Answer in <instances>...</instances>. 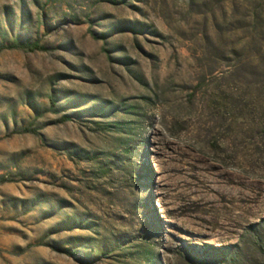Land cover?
Here are the masks:
<instances>
[{"label":"rangeland","instance_id":"obj_1","mask_svg":"<svg viewBox=\"0 0 264 264\" xmlns=\"http://www.w3.org/2000/svg\"><path fill=\"white\" fill-rule=\"evenodd\" d=\"M0 264H264V0H0Z\"/></svg>","mask_w":264,"mask_h":264},{"label":"trees","instance_id":"obj_2","mask_svg":"<svg viewBox=\"0 0 264 264\" xmlns=\"http://www.w3.org/2000/svg\"><path fill=\"white\" fill-rule=\"evenodd\" d=\"M27 49L29 50H38L40 47L38 45H27ZM119 160V159H118ZM121 163V162H120ZM123 172V168H119L116 165H113V167H107L104 165L103 161L98 162L96 161L94 168L90 170L89 176H86L84 179H78L77 185H76V192L82 199L91 200V202H95L97 204H100L104 200L110 196L109 189L112 188L110 185L111 183V177L115 173H121ZM136 174L133 171L132 181L138 182V176L134 175ZM114 184V183H113ZM96 196L99 198L98 201L95 198ZM101 199V200H100Z\"/></svg>","mask_w":264,"mask_h":264}]
</instances>
